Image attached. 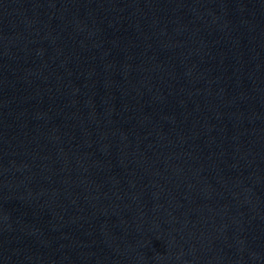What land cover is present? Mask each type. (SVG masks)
<instances>
[{"label": "water", "instance_id": "95a60500", "mask_svg": "<svg viewBox=\"0 0 264 264\" xmlns=\"http://www.w3.org/2000/svg\"><path fill=\"white\" fill-rule=\"evenodd\" d=\"M0 264H264V0H0Z\"/></svg>", "mask_w": 264, "mask_h": 264}]
</instances>
